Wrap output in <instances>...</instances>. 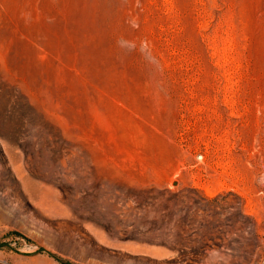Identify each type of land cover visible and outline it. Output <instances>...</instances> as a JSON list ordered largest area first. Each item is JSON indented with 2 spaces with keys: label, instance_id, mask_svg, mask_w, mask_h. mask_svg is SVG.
<instances>
[{
  "label": "rangeland",
  "instance_id": "374dc122",
  "mask_svg": "<svg viewBox=\"0 0 264 264\" xmlns=\"http://www.w3.org/2000/svg\"><path fill=\"white\" fill-rule=\"evenodd\" d=\"M0 264H264V0H0Z\"/></svg>",
  "mask_w": 264,
  "mask_h": 264
}]
</instances>
